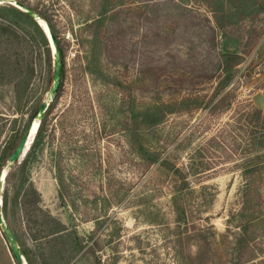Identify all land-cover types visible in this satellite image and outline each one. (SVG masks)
I'll list each match as a JSON object with an SVG mask.
<instances>
[{
	"label": "rangeland",
	"instance_id": "1",
	"mask_svg": "<svg viewBox=\"0 0 264 264\" xmlns=\"http://www.w3.org/2000/svg\"><path fill=\"white\" fill-rule=\"evenodd\" d=\"M15 2L50 20L63 73L48 121L53 143L45 139L26 168L7 174L0 187L2 206L7 201L3 218L18 245L34 264H95L97 257L101 264H185L182 228L177 230L169 209L172 176L157 165L147 173L132 169L126 163L128 156L133 158L131 135L123 129L133 128L140 111L181 99L187 88L177 91L175 85L193 67L207 105L215 82L204 77L217 60L210 47L221 51L237 40L235 33L227 42L218 36L213 40V17L226 26L246 23L255 8L264 10V0H0V158L52 85L48 40L35 21L14 10ZM259 21L258 27H264V12ZM259 39L229 85L231 111L209 117L213 100L204 110L165 117L152 137L162 149L161 160L185 171L195 147L219 130L236 133L234 112L255 108L264 113V30ZM198 124L201 129L189 136ZM184 139L189 142L178 150ZM78 149L99 156L102 167L86 168ZM216 151L212 169L199 174L200 179L189 178L193 189L208 187L206 209L198 212L191 202V210L201 218L195 224L214 228L211 264H264V212L254 204L247 212L254 221L249 251L236 250L237 230H226L237 208L243 162L226 158L218 147ZM58 153L73 175V183L63 189L53 169ZM93 170L94 178L88 180ZM94 242L99 247L95 256L90 250ZM1 245L3 264V251H9L5 242Z\"/></svg>",
	"mask_w": 264,
	"mask_h": 264
},
{
	"label": "trees",
	"instance_id": "2",
	"mask_svg": "<svg viewBox=\"0 0 264 264\" xmlns=\"http://www.w3.org/2000/svg\"><path fill=\"white\" fill-rule=\"evenodd\" d=\"M19 3L25 6L23 2ZM9 9H12V7H9ZM14 10L27 21L34 23L31 17L17 9ZM31 10L50 26L55 36L54 28L50 20L37 10ZM263 12L264 10L255 8L245 17L247 19L246 23L240 22L241 24L230 25L231 27L224 25L216 16L213 17L214 27H209L211 31L214 30L211 35L213 40L218 36L227 42V39L232 38L231 35H233V33L237 34V40H235L236 42L233 41V47H224L221 51L217 47H210V49H213V51L217 53V60L213 72L204 77L215 82L213 96L208 100L207 105L203 106L204 96L199 95L200 91L196 84V79H198L199 76L197 77L195 75V67H193L192 74L188 73L186 76L183 75L182 79L175 85L177 91H181L185 86L187 88L186 90L184 89V92L187 93L181 99L162 103L160 108L156 106L157 104H154L153 108L151 107L150 109L140 111L137 113L136 118H133V128L123 129L125 133H130L129 135H131L128 147L130 149V156L133 158L131 159L128 156L126 163L128 162L132 169H138L141 170L142 173H147L151 168L157 165L172 176L169 209L175 218L174 222L177 224V230L182 228L179 240L181 241L182 247L187 252V255L183 257L185 264H211L212 245L210 243V238H212L214 228L212 225L204 226L200 224V222L195 224L194 219H196L198 215L194 214L191 210V202L195 204L198 212H200V210L203 212L206 209L205 206H208V200L204 193L208 187L200 185L197 189H193L191 188L189 178L200 179V177H198L199 174L209 172V170L212 169L213 163L211 159L215 158L214 155L218 154L216 147L224 153L226 158L239 157L243 162L237 208L235 209L236 211L230 213L227 222L231 227H227L226 230L227 232H230V228L237 230L236 250L240 252L250 250L249 242L253 241L254 233H252V229L254 227V221L247 218V212L251 204H254L257 212H264V154L262 155V152H264V128L262 127V124L264 126V113L255 108L249 110L241 109L239 111L234 109L236 112H234L232 119L235 121L233 122V127L236 133L230 135L224 130H219L216 135L209 137L204 144L195 147L191 153L189 169L185 171L170 162L169 159L161 160L162 149L159 147L156 139L152 141V137L155 138V133H158V128L168 115H179L181 113L192 114L195 111L206 109L208 104L213 100H216V102L208 110L209 117L232 110L231 106L233 105L234 94L229 89V85L238 75L239 66L243 64V60L251 54L260 40V33L263 32L264 27H258V23L260 24L259 18L262 16ZM234 24H236V22ZM62 74L61 70L60 88L54 102L61 92ZM186 82H191V84L188 83L185 85ZM212 84V81H210L209 86H212ZM52 109L53 103L49 105L38 127L30 150L25 156L26 160L20 166L10 171L8 176L12 174L13 171L24 170L27 161L34 158L37 149L45 139L48 140L49 144L53 143L55 132L49 130L48 124ZM154 109H156V111ZM198 129H201L200 124L196 125L194 130L189 132V136ZM23 133L24 130L21 135H14L9 146L4 150L0 158V169H2L5 161L8 160L16 149ZM186 142L189 141L187 139L180 140L178 150H183L182 145ZM77 151L76 153L79 154L77 157L85 161L86 168L88 167L89 170L94 168L95 165H97L99 169L102 167L99 156L89 153L84 154V150L82 149H78ZM53 157V169L55 171L56 181L59 188L63 189L65 186L73 183V175L70 171L66 170L68 164L64 160V157L59 153L55 156L53 155ZM93 172L94 170L89 176L86 175L88 180H93ZM6 203L7 201L5 198L2 206V213L5 212ZM88 215H90V213H86V218L89 217ZM199 218L198 216L197 220L201 221V218ZM178 233L180 234V232ZM209 233H211V235H209ZM98 248L95 242L91 244L90 250L93 256H95V250ZM191 249H193L194 252L191 251ZM24 255L29 264H34L27 253L24 252ZM247 262L246 259L245 263ZM95 264H101V259L99 257L95 259Z\"/></svg>",
	"mask_w": 264,
	"mask_h": 264
},
{
	"label": "water",
	"instance_id": "3",
	"mask_svg": "<svg viewBox=\"0 0 264 264\" xmlns=\"http://www.w3.org/2000/svg\"><path fill=\"white\" fill-rule=\"evenodd\" d=\"M14 6L18 10L26 14L27 16L31 17L32 20L35 21L38 27L41 29L40 27V21H42L41 18L38 15L34 14V12L30 8L18 2H15ZM44 24L47 30L46 31L44 29L41 30H43L42 32L45 35L46 39L48 40L51 50H53L52 51V56H53L52 85L48 91L46 100L40 105L36 113L33 115L32 119L27 124L26 128L24 129V133L21 137L20 142L18 143L16 149L8 158L4 169L6 176L8 174V171H11L15 165L20 164V161L26 156L27 152L29 151L34 141V137L37 133L38 127L42 119L44 118L49 105L55 99L56 94L58 93V90L60 88L62 65H61L59 46L50 26L45 22ZM1 176H2V171L0 172V187H2V182H3ZM0 233L4 239L5 244L7 245V249L14 261V264H29L26 260L23 250L18 245L15 236L13 235L12 231L4 221L3 213H2V205H0Z\"/></svg>",
	"mask_w": 264,
	"mask_h": 264
},
{
	"label": "crops",
	"instance_id": "4",
	"mask_svg": "<svg viewBox=\"0 0 264 264\" xmlns=\"http://www.w3.org/2000/svg\"><path fill=\"white\" fill-rule=\"evenodd\" d=\"M3 240H4V239H3V237H2V235H1V233H0V245H1V241L4 242ZM1 246H2V245H1ZM3 253H4V254H3V258H2V263H3V264H5V263H6V264H11V263L14 264V261H13L11 255H9L10 253H9V254H8V253H5V251H3Z\"/></svg>",
	"mask_w": 264,
	"mask_h": 264
},
{
	"label": "bare ground",
	"instance_id": "5",
	"mask_svg": "<svg viewBox=\"0 0 264 264\" xmlns=\"http://www.w3.org/2000/svg\"><path fill=\"white\" fill-rule=\"evenodd\" d=\"M40 27H41V29H44L45 31L47 30L43 21H40ZM5 178H6V173H5V170H4V171H2V176H1V179H2L3 182H4ZM3 182H2V185H3Z\"/></svg>",
	"mask_w": 264,
	"mask_h": 264
},
{
	"label": "built area",
	"instance_id": "6",
	"mask_svg": "<svg viewBox=\"0 0 264 264\" xmlns=\"http://www.w3.org/2000/svg\"><path fill=\"white\" fill-rule=\"evenodd\" d=\"M1 195V194H0ZM0 205H2V197L0 196Z\"/></svg>",
	"mask_w": 264,
	"mask_h": 264
}]
</instances>
